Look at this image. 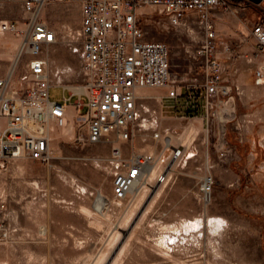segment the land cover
Returning <instances> with one entry per match:
<instances>
[{
    "label": "rangeland",
    "instance_id": "1",
    "mask_svg": "<svg viewBox=\"0 0 264 264\" xmlns=\"http://www.w3.org/2000/svg\"><path fill=\"white\" fill-rule=\"evenodd\" d=\"M10 4L0 3V16L19 14V4ZM226 4L218 6L224 15L214 18L217 40L230 36L219 28L220 22L231 24L228 15L241 17L234 4ZM138 12L145 37L167 43L173 71L192 75L189 67L194 61L184 47L195 43L201 30L194 26L187 33L173 27L156 4H142ZM42 14L57 31V41L44 50L53 81H80L79 53L67 34V26L80 25L79 4L50 0ZM19 42L14 33L0 31V58L14 57ZM234 47L232 58L239 53ZM222 56L226 58V52ZM263 86L259 101L249 108L264 107ZM147 91L156 95L154 88ZM67 93L62 85L50 88L51 96L62 102ZM150 102L159 107L156 98ZM183 102V97L163 96L161 121L181 140L193 132L191 147L197 153L177 168L172 183L152 192L135 191L125 201L114 200L105 160L109 144L83 146L72 139V129L66 133L55 129L49 162L29 158L10 162L0 173V199L9 211L0 264H264V119L245 125L241 139L234 122L226 123L230 152L219 159L211 146L214 133L202 132L199 118H179L170 112ZM234 105L237 114H244ZM136 145L156 148L142 136ZM206 174L213 178L208 204L198 195Z\"/></svg>",
    "mask_w": 264,
    "mask_h": 264
},
{
    "label": "built area",
    "instance_id": "2",
    "mask_svg": "<svg viewBox=\"0 0 264 264\" xmlns=\"http://www.w3.org/2000/svg\"><path fill=\"white\" fill-rule=\"evenodd\" d=\"M49 1L0 0L20 6L17 16H0V31H10L20 40L6 72L0 75V173L10 162L24 158L49 162L55 129H64L71 119L75 141L89 147L109 144L105 160L112 174L114 200L122 202L135 191L166 187L176 179L177 168L185 166L197 150L191 147L193 132L181 140L162 124L163 96L183 97L182 105L171 107L173 116L199 118L202 132L214 133L211 146L216 156H228L226 123L234 122L241 139L245 125L252 122L250 114L236 113L234 96L240 90L230 82L226 60L232 56L231 46L217 40L213 22V9L230 0H62L77 2L81 14L78 27L67 26L81 62V80L71 83L53 81L50 58L44 53L57 41L56 29L42 14ZM148 3L159 5L173 27L187 33L194 26L201 30L195 43L184 47L194 61L189 67L192 75L173 71L166 42L145 37L138 8ZM251 34L264 52V22L253 23ZM253 73L264 80V64H257ZM53 85L68 90L63 102L51 96ZM148 88L165 92L157 98L142 92ZM153 98L159 107L150 102ZM141 136L146 142L150 138L155 150H147L148 143L138 148ZM212 185L210 174L199 182V200L204 204L210 202ZM8 216L7 203L0 199V243L9 234Z\"/></svg>",
    "mask_w": 264,
    "mask_h": 264
},
{
    "label": "crops",
    "instance_id": "3",
    "mask_svg": "<svg viewBox=\"0 0 264 264\" xmlns=\"http://www.w3.org/2000/svg\"><path fill=\"white\" fill-rule=\"evenodd\" d=\"M230 3L234 4L240 10L239 13L241 17L235 18L231 16L230 18V15H228L227 17L228 20H231V24L228 22H220L219 28L228 34L230 33V36L226 39V41L229 42L231 48L235 46L236 48L234 47V49L239 51V53L236 56H233V58L231 56L226 59L229 65L228 72L230 82H235L239 86L240 90L239 93L234 96V104H236L239 111H242L240 113H249L252 118L251 123H255L256 121L264 119V107H249L255 105V103L259 101V86L264 84V80L255 78L252 73L257 64H264V52L259 49L256 40L252 36L251 26L257 21L264 22V0H261L258 3L251 2L250 0H237V2L230 0ZM9 6L14 7L13 4H10ZM212 15L214 27L216 32H218L214 18L224 14L219 7H216L213 9ZM12 58L13 57L0 58L3 61L0 62V75L6 72ZM154 89L156 91L157 98L165 92L163 88ZM144 92L148 91L145 90ZM160 111L164 116L163 106L160 107ZM69 113L72 114V111ZM170 117H172V115ZM69 121L71 123V119ZM61 210L63 212V209Z\"/></svg>",
    "mask_w": 264,
    "mask_h": 264
},
{
    "label": "bare ground",
    "instance_id": "4",
    "mask_svg": "<svg viewBox=\"0 0 264 264\" xmlns=\"http://www.w3.org/2000/svg\"><path fill=\"white\" fill-rule=\"evenodd\" d=\"M73 88H74V89H80L79 86H73ZM145 90H147V89H143L142 92H144ZM68 115H69V119H70V116H71L72 114L69 113ZM69 125H70V121H68L67 126L64 128V133H66V131H69V130L72 129V127H70ZM71 125H72V124H71ZM71 133H72V131H71Z\"/></svg>",
    "mask_w": 264,
    "mask_h": 264
},
{
    "label": "water",
    "instance_id": "5",
    "mask_svg": "<svg viewBox=\"0 0 264 264\" xmlns=\"http://www.w3.org/2000/svg\"><path fill=\"white\" fill-rule=\"evenodd\" d=\"M251 2H254V3H258L260 2L261 0H250Z\"/></svg>",
    "mask_w": 264,
    "mask_h": 264
}]
</instances>
